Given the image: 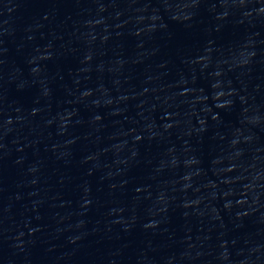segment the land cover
<instances>
[{
    "label": "water",
    "instance_id": "obj_1",
    "mask_svg": "<svg viewBox=\"0 0 264 264\" xmlns=\"http://www.w3.org/2000/svg\"><path fill=\"white\" fill-rule=\"evenodd\" d=\"M0 264H264V0H0Z\"/></svg>",
    "mask_w": 264,
    "mask_h": 264
}]
</instances>
